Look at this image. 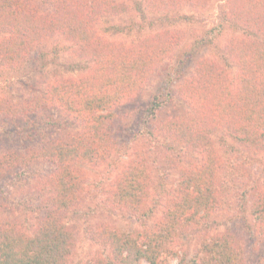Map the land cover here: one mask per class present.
Here are the masks:
<instances>
[{"label": "rangeland", "instance_id": "obj_1", "mask_svg": "<svg viewBox=\"0 0 264 264\" xmlns=\"http://www.w3.org/2000/svg\"><path fill=\"white\" fill-rule=\"evenodd\" d=\"M68 1L72 14L79 11L76 16L84 15L82 29L91 32L93 44L127 53H142L147 45V54L152 42L175 44L162 53L142 81L132 86L133 97L112 110L118 125L100 161L80 156L89 147L88 140L76 148L72 139L85 125L81 107L74 110L67 104L69 109L66 108L65 98L70 103L77 91L71 92L70 100L65 92L61 101L47 100L59 90L53 87L51 91L53 85L87 77L94 62L75 37H66L60 31L40 37L38 22L67 7ZM246 2L14 0L15 6L5 9L0 4V18L11 12L29 14L27 28L31 33L29 37L18 36L13 28L0 24V46L17 36L9 42L17 43L19 49L0 50V222L11 220L21 234L34 235L45 208L54 201L50 180L57 166L63 165L82 179L78 203L60 213L71 236L65 264L111 262L109 232L128 238L155 233L182 177L179 171L189 164H203L208 158L179 136L163 133L165 123L172 121L175 126L174 120L196 115L198 103L185 97L184 84L199 78L196 71L200 63V67L217 66L231 89L239 88L242 51L236 45L250 44L256 53L258 42L255 35L247 32L240 14ZM10 59H14L12 64L7 62ZM202 96L196 95L197 100ZM155 97L161 106L153 118L149 117L153 138L143 133L133 138L139 127L143 128V112ZM199 110L209 112L204 105ZM98 113L106 111L98 109ZM230 133L218 129L210 136L216 201L198 212L197 221L183 224L182 229H167L169 236L163 234L160 242V264H178L179 256L207 260L211 244L217 242L218 250L225 252L220 259L228 256V264H264V141L252 148ZM63 138L75 151L62 154L64 161H53L46 154L53 156L59 146L65 151L57 144ZM76 150L78 158L74 159ZM135 189L139 200L136 197L135 203L125 201L128 191ZM136 264L150 263L141 258Z\"/></svg>", "mask_w": 264, "mask_h": 264}, {"label": "trees", "instance_id": "obj_2", "mask_svg": "<svg viewBox=\"0 0 264 264\" xmlns=\"http://www.w3.org/2000/svg\"><path fill=\"white\" fill-rule=\"evenodd\" d=\"M70 3L68 1L67 7L56 11L47 20L42 17V21L38 22L40 25L37 27L40 37L57 31L66 37H75L78 44L84 49L82 51L85 55L94 62L91 74L87 77L79 80L59 81L56 83L57 85H53L50 88L51 91H54L53 87L56 90L59 88V90L55 97L47 98V100L61 101L64 97L62 92L68 94L70 100L71 92L77 91L73 94L77 101L71 97L70 103L67 98H65V103L70 108L73 107L74 110H79L81 107L83 113L81 118L85 125L84 130L80 134L73 135L72 139L75 140L76 148L81 146V141L88 140L89 147L87 150L85 148L81 151L82 155L80 156L86 160L100 161L105 158L103 155L105 148L114 139L111 135L112 130L118 125V121L115 122L116 119H114L116 114L112 110L126 104L133 97L132 91L135 90V87L132 86L139 80L142 81L152 65L159 58L161 59L162 53H166L175 44L158 45L152 42L153 47H149V54L145 53L147 45L142 53H127L108 48L101 43L93 44L90 38L91 32H84L82 29L84 15L76 16L79 11L72 14V8L70 10L68 8ZM0 4L3 6L2 9L15 6L14 0H0ZM240 14L244 16L242 20L247 32L255 35L258 42L254 49L257 50L256 53L251 51L253 46L250 44L236 45V47H241L240 51H242L239 60L241 69L238 77L239 88L231 89V83L222 72H219L217 66L208 64L210 67L207 65L200 67V63L196 71L200 75L199 78L188 79V82L184 84V89L187 91H185L187 94L185 97H189V100L193 99L196 104L198 103V107L195 104L196 115L194 113L189 119L187 116L181 121L174 120L175 126L172 125V121H169L165 123V129L162 131L168 136H179L193 149L208 155L207 162L197 164L196 167H191L189 164L187 169L179 171L182 177L175 193L171 195V201L164 212V219L155 233L148 232L143 237L128 238L127 235L119 232L113 234L109 232L113 257L111 262L106 261L104 264H136L137 260L141 258L147 259L150 264H160L159 254L162 252L160 242H162L163 234L169 236L167 233L170 232L167 229H182L183 224L186 226L197 221L198 212L216 201L217 198L213 194L215 187L212 183L215 170L209 156L212 150L210 136L214 131L221 129L231 132L230 134L240 142L252 148H255L259 143L263 144L264 0L259 3L247 0L245 8ZM29 19L27 13L14 14L11 12V15H4L0 18V24L10 29L13 28L18 36L29 37L31 34L27 28ZM35 34L37 36V32ZM14 39L11 38L9 41H14ZM21 40L22 37L19 41L21 42ZM9 41H3L0 50L8 49L11 52L19 50L15 46L17 43ZM9 45H12L11 48ZM90 48L98 49V51L90 52L88 51ZM12 60L14 59L7 60L8 64H12ZM196 95L199 97L203 95L202 99L197 100ZM73 103L76 104L73 105ZM68 105L67 109H69ZM202 105L208 107L209 112L204 114L199 110ZM160 106L158 98L155 97L148 109L143 112V128L139 127L133 138L141 133L148 134L149 138H153L154 130L151 128L149 117L153 118ZM98 109L105 110L106 113H98ZM148 121L149 126L147 125ZM67 140V138H63L57 143L63 149L66 148L65 151L60 150L59 146V150L53 156L47 155L45 151L46 156L52 157L53 161H64L65 159L61 158L62 154L68 155L75 151L71 146H67L70 144ZM76 158H78L77 150L74 153V159ZM133 174L135 177L136 173L133 172ZM81 180L79 175L68 166H57L54 178L50 180L52 190L54 189V201L51 202L49 199L50 202H48L52 206L45 208L44 217L40 218L34 235L21 234L11 220L0 222V264L66 263L69 247H71V236L60 213L78 203ZM130 183L133 185L132 181ZM128 193V198L124 199L125 201L135 203L134 198L136 197H138L136 200H139L140 194L136 193V189L128 191ZM261 207L264 210V207ZM254 210L252 208L253 212ZM258 210L260 213L263 212L261 208ZM218 244V242L217 245L211 244L209 259L202 258L199 261L196 258L188 259L186 256H179L178 264H198V261L200 264H228L230 260L228 256L220 259L225 252L222 249L218 250ZM98 264H102V262Z\"/></svg>", "mask_w": 264, "mask_h": 264}]
</instances>
